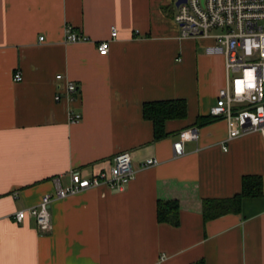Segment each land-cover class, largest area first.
I'll use <instances>...</instances> for the list:
<instances>
[{"label": "crops", "instance_id": "crops-1", "mask_svg": "<svg viewBox=\"0 0 264 264\" xmlns=\"http://www.w3.org/2000/svg\"><path fill=\"white\" fill-rule=\"evenodd\" d=\"M173 1L0 0V264H264V140L251 132L225 141L226 122L209 112L226 85L224 59L204 53L210 40L180 36ZM66 26L88 41L66 42ZM111 27L117 36L99 56ZM66 82L78 90L73 104ZM176 99L186 117L167 120L154 140L143 105ZM69 111L82 119L71 123ZM199 117L210 122L197 126ZM192 128L197 139L174 157L179 133ZM119 152L135 173L123 190L54 201L46 232L13 220L55 179L90 177ZM149 158L157 165L142 168ZM248 176L261 178L262 195L204 222L203 201L238 195ZM165 200L179 203L177 227L157 221Z\"/></svg>", "mask_w": 264, "mask_h": 264}, {"label": "built area", "instance_id": "built-area-1", "mask_svg": "<svg viewBox=\"0 0 264 264\" xmlns=\"http://www.w3.org/2000/svg\"><path fill=\"white\" fill-rule=\"evenodd\" d=\"M180 1L178 6L175 2ZM173 22L178 26L182 38L208 39L212 43L205 46L204 53L222 56L226 85L216 94L210 115L223 119L228 126L225 141L259 132L264 140V0H174ZM65 41L86 43L88 38L77 34L73 27L66 26ZM117 36L116 27H111L110 37L97 44L99 56L106 55L110 42ZM43 37L39 38L41 41ZM13 80L20 82L22 76L15 71ZM63 97L70 103L77 99V87L66 82ZM59 96L56 97V100ZM71 123L78 122L82 116L78 112H68ZM197 129L192 128L179 133L172 149L174 157L183 154V143L196 140ZM226 151V146H222ZM157 165L149 158L142 168ZM64 185L61 178L55 179L54 191L43 196L35 206L19 210L12 218L23 223L26 218L33 219L41 232H46L51 224V204L54 201L74 196L92 188L106 187L120 191L134 178L132 159L129 152H119L112 157L108 168L82 175L78 170L67 174ZM163 259V256L160 260Z\"/></svg>", "mask_w": 264, "mask_h": 264}, {"label": "trees", "instance_id": "trees-1", "mask_svg": "<svg viewBox=\"0 0 264 264\" xmlns=\"http://www.w3.org/2000/svg\"><path fill=\"white\" fill-rule=\"evenodd\" d=\"M143 118L151 121L154 128L153 139L161 140L166 136L164 123L167 120L184 119L186 113V102L182 99L168 100L162 102H147L142 107ZM210 120L197 118L196 125L204 126ZM241 192L224 200H204L201 207V215L204 222L224 216V214H239L243 199H253L262 195L261 178L258 176L243 177L241 180ZM156 217L159 223H167L173 227L179 225V203L174 200L157 201ZM198 264H203L200 262Z\"/></svg>", "mask_w": 264, "mask_h": 264}, {"label": "water", "instance_id": "water-1", "mask_svg": "<svg viewBox=\"0 0 264 264\" xmlns=\"http://www.w3.org/2000/svg\"><path fill=\"white\" fill-rule=\"evenodd\" d=\"M184 1H185V0H183V2H184ZM179 2H180V1L175 2L174 6H178Z\"/></svg>", "mask_w": 264, "mask_h": 264}, {"label": "rangeland", "instance_id": "rangeland-1", "mask_svg": "<svg viewBox=\"0 0 264 264\" xmlns=\"http://www.w3.org/2000/svg\"><path fill=\"white\" fill-rule=\"evenodd\" d=\"M205 43V42H204ZM204 43H202L203 45H204ZM197 45H199V44H197Z\"/></svg>", "mask_w": 264, "mask_h": 264}]
</instances>
